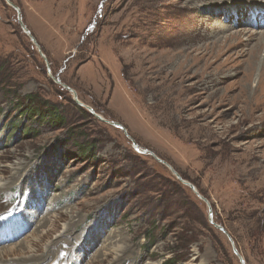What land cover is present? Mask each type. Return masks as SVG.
<instances>
[{
  "label": "rangeland",
  "instance_id": "obj_1",
  "mask_svg": "<svg viewBox=\"0 0 264 264\" xmlns=\"http://www.w3.org/2000/svg\"><path fill=\"white\" fill-rule=\"evenodd\" d=\"M262 2L0 0V264H264Z\"/></svg>",
  "mask_w": 264,
  "mask_h": 264
},
{
  "label": "water",
  "instance_id": "obj_2",
  "mask_svg": "<svg viewBox=\"0 0 264 264\" xmlns=\"http://www.w3.org/2000/svg\"><path fill=\"white\" fill-rule=\"evenodd\" d=\"M9 4V3H8ZM16 12H17V14H19L18 13V9L15 7V6H13V5H11V4H9ZM17 18H18V20H19V16L17 15ZM20 21V20H19ZM19 25H20V28L25 32V34H27L28 35V37H29V39L31 40V42L32 43H34V39L30 36V34L26 31V29L24 28V26L21 24V22H19ZM35 44V43H34ZM36 45V44H35ZM37 46V45H36ZM63 88H65L71 95H72V97H73V99H74V101H75V104L76 105H78V106H80V107H82V108H85V109H87V111L91 114V115H93L94 117H96L97 119H99V120H101V121H104L101 117H99L97 114H95L93 111H92V109L91 108H89V107H87V106H84L81 102H79L78 101V99L76 98V95H75V93H73V91L71 90V89H69L68 87H65V86H63ZM111 125H113V126H115V127H119L120 128V126L119 125H116V124H114V123H111ZM133 146L134 147H136L134 144H133ZM136 150H137V148H135ZM158 160V159H157ZM159 161V160H158ZM160 162V161H159ZM172 173L175 175V177L180 181V182H182L184 185H186V186H188L195 194H196V196L199 198V199H201L203 202H205V203H207V201L205 200V199H203L201 196H199L198 195V193H197V191H195V189H194V187L193 186H191L190 184H188V183H186V182H184L176 173H174L173 171H172ZM208 216H209V222L212 224L213 222H212V220H211V213H210V211L208 212ZM213 225V227H215L217 230H219L224 236H225V238L227 239V241L229 242V245H230V247H231V251H232V253L234 254V256L237 258V260H238V262H239V264H244V261H243V259H242V257L240 256V254H239V252L237 251V249H236V247H235V245H234V242H233V240L231 239V237L226 233V231L222 228V227H220V226H218L217 224H212Z\"/></svg>",
  "mask_w": 264,
  "mask_h": 264
},
{
  "label": "trees",
  "instance_id": "obj_3",
  "mask_svg": "<svg viewBox=\"0 0 264 264\" xmlns=\"http://www.w3.org/2000/svg\"><path fill=\"white\" fill-rule=\"evenodd\" d=\"M32 97H34V96H32ZM27 101V104L29 103V105H35L34 104V100H32V99H27L26 100ZM37 109V110H36ZM36 109H34V110H29V108H24V110H28V113H31V116H36V115H38L39 117L41 116H43V117H52V118H57V114H56V111H55V109L54 108H50V112L49 113H47V116H45L46 115V108H44L43 106H39L38 104H37V106H36ZM39 109V110H38ZM23 110V111H24ZM22 111V112H23ZM57 122H59V121H62L61 120V118H57ZM61 124H62V122H61ZM176 262H175V260L172 262V264H175Z\"/></svg>",
  "mask_w": 264,
  "mask_h": 264
},
{
  "label": "bare ground",
  "instance_id": "obj_4",
  "mask_svg": "<svg viewBox=\"0 0 264 264\" xmlns=\"http://www.w3.org/2000/svg\"><path fill=\"white\" fill-rule=\"evenodd\" d=\"M236 1H238V0H236ZM258 1H260V3L263 4V2H262L263 0H258ZM263 26H264V23H262V25H261L260 27H263ZM258 41H259V40H258ZM260 46H261V44H260V45H259V44L256 45V48H257L256 51L259 49ZM262 46H263V45H262ZM254 54H255V53H254ZM73 93H74V92H73ZM0 192H1V189H0ZM0 194H1V193H0Z\"/></svg>",
  "mask_w": 264,
  "mask_h": 264
}]
</instances>
